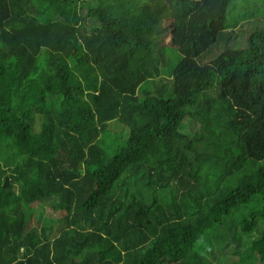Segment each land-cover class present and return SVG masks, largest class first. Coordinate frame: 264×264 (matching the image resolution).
<instances>
[{"label":"trees","instance_id":"1","mask_svg":"<svg viewBox=\"0 0 264 264\" xmlns=\"http://www.w3.org/2000/svg\"><path fill=\"white\" fill-rule=\"evenodd\" d=\"M0 264H264V0H0Z\"/></svg>","mask_w":264,"mask_h":264},{"label":"rangeland","instance_id":"2","mask_svg":"<svg viewBox=\"0 0 264 264\" xmlns=\"http://www.w3.org/2000/svg\"><path fill=\"white\" fill-rule=\"evenodd\" d=\"M84 13H86V10L84 11ZM97 26L98 23L95 19H88L85 23V29L87 30L93 29ZM238 34H240L242 39L241 41H243L246 35V31L239 30ZM183 128L187 132L191 133L196 132L199 128V125L187 119ZM108 136H111V134L106 135L104 139L109 138ZM29 210L31 213V227L38 229L39 231L45 230V236L49 238L55 237L58 234V230L63 226L60 222V219H62L65 215L64 212H56L50 205L41 203H34L30 205ZM261 228H263V226H260V229ZM249 239H251V237H248L246 240Z\"/></svg>","mask_w":264,"mask_h":264}]
</instances>
